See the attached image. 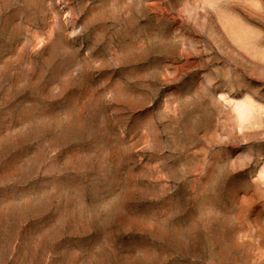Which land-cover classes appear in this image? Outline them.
<instances>
[{
  "label": "rangeland",
  "instance_id": "1",
  "mask_svg": "<svg viewBox=\"0 0 264 264\" xmlns=\"http://www.w3.org/2000/svg\"><path fill=\"white\" fill-rule=\"evenodd\" d=\"M0 264H264V0H0Z\"/></svg>",
  "mask_w": 264,
  "mask_h": 264
}]
</instances>
